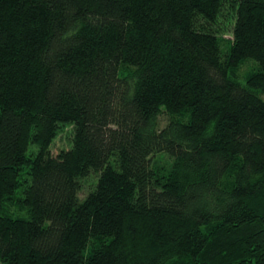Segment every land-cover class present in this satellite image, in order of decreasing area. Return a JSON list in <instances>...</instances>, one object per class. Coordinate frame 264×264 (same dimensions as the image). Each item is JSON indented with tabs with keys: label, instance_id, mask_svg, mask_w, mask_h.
Instances as JSON below:
<instances>
[{
	"label": "trees",
	"instance_id": "1",
	"mask_svg": "<svg viewBox=\"0 0 264 264\" xmlns=\"http://www.w3.org/2000/svg\"><path fill=\"white\" fill-rule=\"evenodd\" d=\"M0 264H264V0H0Z\"/></svg>",
	"mask_w": 264,
	"mask_h": 264
},
{
	"label": "rangeland",
	"instance_id": "2",
	"mask_svg": "<svg viewBox=\"0 0 264 264\" xmlns=\"http://www.w3.org/2000/svg\"><path fill=\"white\" fill-rule=\"evenodd\" d=\"M220 28L224 29L225 32L231 29L230 26H226L222 24L220 25ZM224 36H225V39L231 38L229 33H226ZM252 67L253 66H251L250 64L242 65L239 71V74L242 76V78L251 71ZM164 119L165 118H161L162 125H164L165 123ZM71 140H72L71 127H65L63 131H60L58 133V135L52 142L51 147H50V153L53 156H57L61 151L69 149L71 146ZM95 180H96L95 175H91L84 182H82V190L79 193L80 200H83L86 197L87 193L94 187Z\"/></svg>",
	"mask_w": 264,
	"mask_h": 264
}]
</instances>
